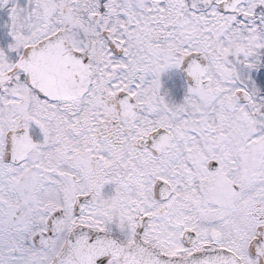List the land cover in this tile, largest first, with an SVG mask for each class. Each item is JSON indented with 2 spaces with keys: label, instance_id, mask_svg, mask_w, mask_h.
I'll use <instances>...</instances> for the list:
<instances>
[{
  "label": "snow or ice",
  "instance_id": "1",
  "mask_svg": "<svg viewBox=\"0 0 264 264\" xmlns=\"http://www.w3.org/2000/svg\"><path fill=\"white\" fill-rule=\"evenodd\" d=\"M0 264H264V0H0Z\"/></svg>",
  "mask_w": 264,
  "mask_h": 264
}]
</instances>
